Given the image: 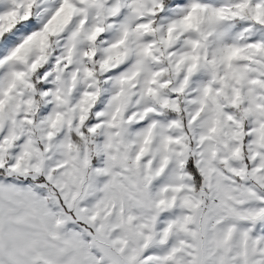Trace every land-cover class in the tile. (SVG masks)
I'll return each instance as SVG.
<instances>
[{"label":"snow or ice","instance_id":"1","mask_svg":"<svg viewBox=\"0 0 264 264\" xmlns=\"http://www.w3.org/2000/svg\"><path fill=\"white\" fill-rule=\"evenodd\" d=\"M0 264H264V0H0Z\"/></svg>","mask_w":264,"mask_h":264}]
</instances>
